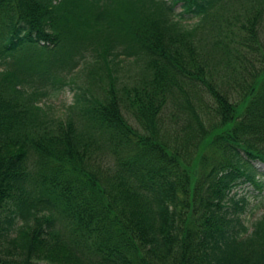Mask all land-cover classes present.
Segmentation results:
<instances>
[{
	"label": "trees",
	"instance_id": "obj_1",
	"mask_svg": "<svg viewBox=\"0 0 264 264\" xmlns=\"http://www.w3.org/2000/svg\"><path fill=\"white\" fill-rule=\"evenodd\" d=\"M244 1L0 0V264H264V215L250 228L231 195L256 183L251 161L264 163V57L235 104L205 77L192 41ZM244 13L243 43L252 47L264 0ZM186 18L197 21L185 26ZM124 60L145 78L118 94ZM81 65L89 78L108 79L105 94H75L80 126L48 122L37 85L60 88V74ZM183 82L202 84L219 118L210 129L191 112L193 150L157 134ZM105 145L112 171L95 159ZM192 152L202 165L194 175Z\"/></svg>",
	"mask_w": 264,
	"mask_h": 264
},
{
	"label": "rangeland",
	"instance_id": "obj_2",
	"mask_svg": "<svg viewBox=\"0 0 264 264\" xmlns=\"http://www.w3.org/2000/svg\"><path fill=\"white\" fill-rule=\"evenodd\" d=\"M250 2L244 1L245 4L241 3L242 5H239L240 2H234L229 6L230 8L223 12L227 15V21L221 17L203 24L192 36V41L194 40L198 46L200 57L207 67V71L204 73L205 77L226 95L230 102L235 104L239 103L243 96L249 92L257 72L261 69L264 57V22L258 27L257 42L252 43V47H247L243 43L245 32L240 26L244 22V10H249ZM175 10H180L179 4L176 5ZM196 21L195 18H186L182 23L190 27ZM60 76L64 83L60 88L52 87L51 83L37 85L39 92L46 91V95L41 96L35 103L43 110L48 122L73 118L80 126L78 105L74 103L75 94L84 91L101 99L105 94L104 90L110 85L109 81L104 77L103 79L95 77L97 75H91L89 78L82 65L70 73H62ZM32 77L35 81L38 79L37 74H33ZM144 78L141 66L135 64L133 60H124L119 65L114 83L115 89L118 94H122L125 89L140 87ZM33 86V84L27 86L28 91L32 90ZM181 87L183 93L170 96L169 102L161 109L156 121L157 134L172 147L191 150L193 144L188 139L191 129L196 126L191 112H196L203 124L209 128L217 125L219 118L214 112L213 99L202 84L183 82ZM123 114L134 128L144 131L130 113L123 110ZM98 151L95 159L100 163L98 164L99 168L112 171L115 165L114 157L107 145L99 147ZM193 155L194 175L200 172L202 165L200 161H197L194 152H192ZM248 168H251L255 173L256 183L245 180L232 189L231 195L239 200V204L242 206L239 215L251 228L252 224L264 215V163L251 161Z\"/></svg>",
	"mask_w": 264,
	"mask_h": 264
}]
</instances>
